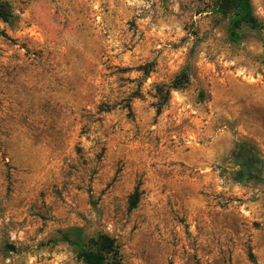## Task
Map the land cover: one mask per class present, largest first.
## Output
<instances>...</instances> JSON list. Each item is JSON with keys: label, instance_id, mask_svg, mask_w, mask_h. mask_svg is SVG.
I'll list each match as a JSON object with an SVG mask.
<instances>
[{"label": "rangeland", "instance_id": "1", "mask_svg": "<svg viewBox=\"0 0 264 264\" xmlns=\"http://www.w3.org/2000/svg\"><path fill=\"white\" fill-rule=\"evenodd\" d=\"M10 1L0 264H85L73 227L114 236L124 264H264V28L230 41L214 0ZM239 141L259 177L234 178Z\"/></svg>", "mask_w": 264, "mask_h": 264}, {"label": "trees", "instance_id": "2", "mask_svg": "<svg viewBox=\"0 0 264 264\" xmlns=\"http://www.w3.org/2000/svg\"><path fill=\"white\" fill-rule=\"evenodd\" d=\"M212 11L227 20V35L232 42H238L246 28H264V22L255 15L252 0H214ZM17 20L12 2L0 0V21L13 25ZM0 36H7L5 29L0 28ZM190 65H185L168 83L157 86V94L160 98V106L171 97L173 90L184 88L190 81ZM238 169L234 172L237 181L259 177L261 159L253 145L245 141H239L234 150ZM138 191L132 195L131 207L138 203ZM63 239L72 244L78 251L79 257L85 264H124L120 245L117 239L108 234L99 232L92 236H85L80 227H73L62 235Z\"/></svg>", "mask_w": 264, "mask_h": 264}]
</instances>
